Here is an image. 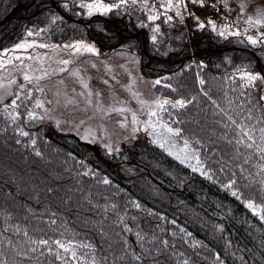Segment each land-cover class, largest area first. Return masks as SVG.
<instances>
[{"label":"trees","instance_id":"16d2710c","mask_svg":"<svg viewBox=\"0 0 264 264\" xmlns=\"http://www.w3.org/2000/svg\"><path fill=\"white\" fill-rule=\"evenodd\" d=\"M73 1L0 0V51L32 31L51 45L93 43L100 58L136 53L141 72L161 81L156 92L185 101L161 117L194 147L201 169L151 137L110 156L53 129L16 128L0 105V264H264V153L237 144L228 119L254 126L264 148V83L241 79L264 77V46L133 9L80 18Z\"/></svg>","mask_w":264,"mask_h":264},{"label":"rangeland","instance_id":"374dc122","mask_svg":"<svg viewBox=\"0 0 264 264\" xmlns=\"http://www.w3.org/2000/svg\"><path fill=\"white\" fill-rule=\"evenodd\" d=\"M92 2L94 0H75L71 12L76 17H91L87 15V9L81 8L80 4ZM102 2L114 4L118 0H102ZM178 3L179 0H173L174 6L167 9L163 6L167 4V0H147L146 8L144 3L138 0L137 4L129 3L121 10L133 9L134 12H142L147 17L159 14V19L155 21L166 19L167 16H182L188 30L200 29V23L209 28L215 24L216 32L224 29H227L226 33L239 31L240 36L246 40L248 36L259 38L260 34L264 33V27L250 26L246 23L249 17L255 19L264 11V0H204L203 5L184 0V3L177 8L175 5ZM241 4L244 5L243 10ZM178 10L181 16H176ZM96 14L101 13L97 12L92 16ZM25 41L35 45L47 44L33 37L22 39L17 44ZM78 42L91 45L98 52L95 44L86 41L74 43ZM17 44L5 50L14 49ZM8 56L13 58L12 64L0 70V83L6 86L0 90V105H2V113L7 117L12 118L9 113L17 116L16 128L31 125L35 132L43 127H46V130L53 129L54 133L72 135L82 143L92 145L96 149L102 148L110 156L129 150L138 139L151 137L154 142L163 144V148L193 169H201L197 163L198 155L194 147L188 143L185 149L186 140H180L178 136H173L160 127L161 124L167 123L161 117L162 111L155 108L154 102L167 98L155 91V80L141 72L136 53L121 49L107 58H100L98 55L86 52L74 54L71 49L30 47L26 50L9 51ZM15 56H20L23 65L28 67H18L21 61L15 60ZM28 56L33 58L29 60ZM38 57L43 59L42 64ZM61 60H69L71 63L64 66L59 63ZM191 64L196 67L193 60ZM63 67H67L68 71L60 72ZM44 69L48 71L47 78L31 84L23 80L25 72L36 77L42 75ZM75 71L79 72V77L71 75ZM195 73L200 88V81L203 79L196 70ZM61 80L63 83L60 82ZM11 81L15 83H10ZM83 84H87L88 87L84 88ZM40 88L43 89L42 92L39 91ZM13 100L18 107H11ZM37 101L42 102L44 107L37 108ZM141 101L148 102L151 110L158 111V116L150 117L149 107ZM20 107L27 113L21 112ZM119 108H124L126 111L123 113L115 111ZM30 113L35 119L29 115ZM133 114L136 116L135 122L132 119ZM18 118H22L23 122ZM149 121L156 125L155 129L148 126ZM32 145L38 147V142L32 140Z\"/></svg>","mask_w":264,"mask_h":264},{"label":"snow or ice","instance_id":"6c2138e0","mask_svg":"<svg viewBox=\"0 0 264 264\" xmlns=\"http://www.w3.org/2000/svg\"><path fill=\"white\" fill-rule=\"evenodd\" d=\"M141 2L144 3V6L146 8L148 7L147 0H141ZM191 2L192 3H200L201 5H203L204 0H191ZM129 3H131L132 5H135V4L138 3V0H118V2L114 3V4H106V3L102 2V0H94V2H92V3H86V4L85 3H81L80 7L87 9V15L88 16H92L94 13H97V12L106 15V14L112 12L114 9H121L124 6L129 5ZM183 3H184V0H179V3L176 4L175 7L179 8L180 5L183 4ZM163 6L166 7L167 9H171L174 6L173 0H167V4L163 5ZM65 7H66V5H65ZM240 7L243 10L244 5L241 4ZM175 14H176V16H181V12L179 10L176 11ZM181 18H182V16H181ZM58 19H61V18L60 17H54L52 19V23H55ZM148 19L151 20V21H155V20L159 19V14H157V15H149ZM166 19L170 21V20H172V16H167ZM246 23L249 24L250 26L264 27V11H262L257 16V18H255V19L249 17V19L246 21ZM199 27L200 28H204L205 25L203 23H200ZM211 28H212L213 31H215L216 30V25L212 24ZM40 31H43V29H41ZM154 31L158 33L160 31L159 27H156L154 29ZM226 31H227V29H224V30L220 31L219 35L220 36H225ZM27 35L29 37H31V36L34 35V33L32 31H28ZM36 35H39V32H37ZM230 35L239 36V35H241V33L239 31H234V32L230 33ZM152 40L153 41L156 40V36L155 35L152 36ZM247 40L253 46H256V45L264 46V33H261L259 38H254L253 36H248ZM30 47H40V48H49V47H51L53 50H55L57 48L71 49V50H73L74 54L75 53H84V52L90 53V54H93V55H98L99 54L97 52V50L95 49V47H93L91 45H88L86 43H83V42H78V43H74V44H64V45H48V44H44V43H41L39 45H35V44H29V43H27L25 41V42L17 44L14 49L5 50L2 53H0V70H2L4 68H7L9 65L12 64L13 58L8 56L9 51L15 52L17 50H26V49H28ZM6 57H7V59H5ZM32 58H33L32 56H28L27 57V59H29V60H31ZM14 59L21 61V64L18 67H21V68L28 67V66L23 65L22 58L20 56H15ZM37 59L40 60L41 64L43 63V59L42 58L38 57ZM59 63L64 65V66H67L69 63H71V61H69V60H61V61H59ZM59 71L60 72H66V71H68V69H67V67H63ZM71 75L79 77V72L78 71L72 72ZM47 77H48V71H47V69H44L43 74L40 75V76H36V77H33L32 75H30L27 72H25L24 75H23V80L27 81L29 84H31V83H34V82H39L40 80H43V79H45ZM241 79H246L249 82V84H251L252 82L257 81V80H260L262 83H264V77H260L258 75H254V74L247 73V72H245L244 75L241 76ZM60 82L63 83V80H61ZM10 83H15V81H11ZM105 83H107V81H105ZM160 83H161L160 80H156L155 81V84H160ZM200 83L203 84L204 81L201 80ZM5 87L6 86L3 83H0V90H3ZM21 87H23V85H21ZM83 87L87 88L88 85L87 84H83ZM39 91L42 92L43 89L40 88ZM81 95H83V93H81ZM89 95H91V93H89ZM133 95H136V94L133 93ZM17 99H19L18 96H17ZM260 100H264V96H261ZM69 102L71 103L72 101H69ZM49 103H51V101H49ZM141 103L145 104L147 107H149V109H150L149 110V116L150 117H157L158 116V111L151 110V105H149L148 102L141 101ZM213 103H215V102L213 101ZM154 104H155V108L157 110L163 111L165 109V106L169 105V104H172V102L170 100L164 99V100H157V101L154 102ZM11 107H13V108L18 107V105L16 104L15 100H13L11 102ZM36 107L37 108H43L44 104L42 102H40V101H37L36 102ZM172 107H174V108L175 107L183 108V107H185V101L178 100V101H176L175 104H172ZM115 111L123 113L124 111H126V109L119 108V109H115ZM9 115L12 116L13 120H15L17 118L16 115H12L11 113H9ZM29 115L33 119H35L34 115H32L31 113ZM132 119H133L134 122L136 121L135 114H133ZM228 119L231 120L232 124L236 125V128L239 130L238 135L240 136V139H238L236 141L237 144H243L247 148H253V146L255 145L256 146V149H255L256 151L264 153V148H262L259 145H257L256 144V140L254 139V136H253L254 126H253V128H249V129L246 130L245 127H242L240 124H237V122L235 120H233L232 117H228ZM248 119H252L251 112L249 113ZM261 122L264 123V120H261ZM148 126L152 127L153 129H155V127H156V125L151 123V121H149ZM160 127L165 129L168 133H170L173 136L180 135V132H179L178 129L174 130L173 128L168 127L167 124H161ZM259 131L261 132V140H264V127L260 128ZM21 134L25 135V136L28 135L27 132H22ZM244 138H247V141H250V143H246L245 144L244 143ZM160 146L163 147V144H161ZM187 147H188V142L185 141V149H187ZM37 154L39 155V153H37ZM197 163H199L198 159H197ZM194 170H196V169H194ZM105 183H107V181H105ZM233 195H235V193H233ZM248 207L252 208L253 205L250 203L248 205ZM40 243L41 244H47L48 241L42 240V241H40ZM55 243L60 248H62L65 252H70L71 251L73 259L76 258V253H75V251H72L70 245L66 246L64 243H62L59 240L55 241Z\"/></svg>","mask_w":264,"mask_h":264}]
</instances>
